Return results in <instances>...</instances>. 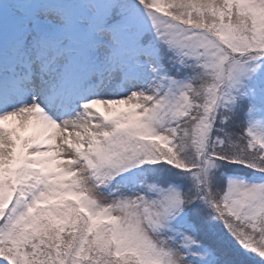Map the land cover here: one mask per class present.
Instances as JSON below:
<instances>
[{
	"label": "snow or ice",
	"instance_id": "6c2138e0",
	"mask_svg": "<svg viewBox=\"0 0 264 264\" xmlns=\"http://www.w3.org/2000/svg\"><path fill=\"white\" fill-rule=\"evenodd\" d=\"M264 264V0H0V264Z\"/></svg>",
	"mask_w": 264,
	"mask_h": 264
},
{
	"label": "trees",
	"instance_id": "16d2710c",
	"mask_svg": "<svg viewBox=\"0 0 264 264\" xmlns=\"http://www.w3.org/2000/svg\"><path fill=\"white\" fill-rule=\"evenodd\" d=\"M256 261H257V264H258V261H259V257H256Z\"/></svg>",
	"mask_w": 264,
	"mask_h": 264
}]
</instances>
